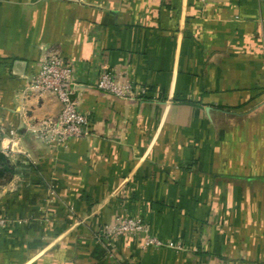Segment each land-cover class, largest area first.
<instances>
[{"label":"crops","instance_id":"crops-1","mask_svg":"<svg viewBox=\"0 0 264 264\" xmlns=\"http://www.w3.org/2000/svg\"><path fill=\"white\" fill-rule=\"evenodd\" d=\"M72 67L90 139L36 136L60 115L32 77ZM146 94L94 88L102 73ZM0 264H264L260 0H0ZM119 218L145 235L107 240Z\"/></svg>","mask_w":264,"mask_h":264},{"label":"built area","instance_id":"built-area-1","mask_svg":"<svg viewBox=\"0 0 264 264\" xmlns=\"http://www.w3.org/2000/svg\"><path fill=\"white\" fill-rule=\"evenodd\" d=\"M66 1L76 4L85 2V0ZM201 1L206 3L208 0ZM260 3L264 9V0H260ZM93 86L99 91L124 101H132L146 94L144 90L137 89L130 84L117 83L107 72L102 73ZM81 87L82 85L74 79L72 67L64 63L56 52L47 53L40 63L38 73L32 77L30 88L38 96H54L60 102L62 110L58 117L45 119L40 124V128L36 131V136L40 140L47 144L64 145L72 139H90L93 136L91 117L82 113L78 108L76 94ZM3 134H8L12 140H15L17 133L14 129L9 130L8 133L0 130V152L9 158L12 151L2 147ZM8 223L7 217L0 216V231L5 229ZM139 235H145L146 247L182 250L181 246L161 241L152 236L149 226L137 218H119L101 231V237L107 240Z\"/></svg>","mask_w":264,"mask_h":264},{"label":"trees","instance_id":"trees-1","mask_svg":"<svg viewBox=\"0 0 264 264\" xmlns=\"http://www.w3.org/2000/svg\"><path fill=\"white\" fill-rule=\"evenodd\" d=\"M0 156H1V154H0Z\"/></svg>","mask_w":264,"mask_h":264}]
</instances>
